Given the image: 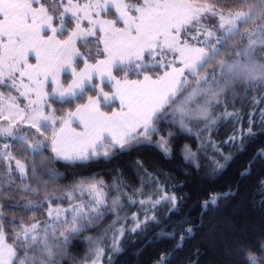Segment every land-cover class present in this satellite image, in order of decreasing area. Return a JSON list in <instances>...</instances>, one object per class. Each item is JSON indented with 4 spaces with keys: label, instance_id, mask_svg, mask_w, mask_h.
Instances as JSON below:
<instances>
[{
    "label": "snow or ice",
    "instance_id": "6c2138e0",
    "mask_svg": "<svg viewBox=\"0 0 264 264\" xmlns=\"http://www.w3.org/2000/svg\"><path fill=\"white\" fill-rule=\"evenodd\" d=\"M261 50L264 0H0V264H115L129 237L143 238L137 252L174 241L153 260L173 264L203 215L239 186L201 201L199 223L176 222L186 181L150 170L141 155L128 163L136 186L119 168L107 180L79 170L150 150L171 159L179 150L185 175L222 172L233 156L226 148L243 152L264 135ZM249 93L258 98L242 130L236 104ZM57 103L76 106L62 113ZM221 123H233V132L216 140ZM180 138L192 142L179 146ZM258 161L264 149L239 176ZM61 181L59 195L50 192ZM255 195L264 210V178ZM57 201L67 206L53 207ZM130 207L137 211L129 216ZM80 244L78 258L72 249ZM235 251L244 264H264V238ZM186 264H199V250Z\"/></svg>",
    "mask_w": 264,
    "mask_h": 264
},
{
    "label": "trees",
    "instance_id": "16d2710c",
    "mask_svg": "<svg viewBox=\"0 0 264 264\" xmlns=\"http://www.w3.org/2000/svg\"><path fill=\"white\" fill-rule=\"evenodd\" d=\"M264 54V50H261ZM82 67V65H81ZM62 80L71 81V77L67 74L61 77ZM97 82V81H96ZM107 90V88L105 89ZM258 94L249 93L248 98L243 103H237L236 109H241L243 119L236 127L246 130L248 127V113L253 111L250 104L252 97ZM83 103L82 100H77L76 104ZM76 104L60 105L54 104L53 107L59 109L62 113L73 111ZM115 105H113L114 107ZM264 109V104L259 106ZM104 110H109L104 108ZM228 111H233L230 107ZM218 133L213 137L216 140H224L233 132V123L218 124ZM259 125V110L255 114V125L253 131H257ZM192 141L186 138H180L177 141L179 146ZM239 145L225 150V154L231 152L233 154L231 161L227 167L219 173L212 174L209 167H201V169H189L188 175L184 174V169L187 167L182 156L177 150L176 154L171 159H164L159 152L155 150L146 151L143 153H133L130 156H122L110 163L101 162L93 164L86 168L80 169L82 175H90L91 173H104V178L107 180L111 170L119 168L125 176L130 179L133 186H136L137 181L133 174L128 170V163L141 155L148 162L150 170L163 171L171 174L178 180L186 181L182 188L177 189L179 194L184 196V202L179 215H173L171 219L179 222L181 220L190 219L193 223H199L201 206L200 202L207 199L212 193L228 191L229 188L239 186V190L230 198L222 199L217 208L209 209L202 217L203 226L199 227L192 238L185 242L184 248L178 251L173 257V264H186L196 250H199V264H244L243 256L238 251H235L240 245H250L255 247L261 238H264V210H261L255 205V200H259V195H255L257 191V182L264 178V161H258L253 167L251 175L246 178H241L239 172L243 169L253 155L259 149H264V135H259L256 138L250 139L245 144L244 151H238ZM20 158V157H18ZM206 163V162H205ZM61 171H63L61 169ZM175 181H173L174 183ZM67 181H61L57 189H50V192H55L59 195L64 189ZM41 197L45 195L43 191L39 193ZM17 194V198L19 197ZM31 196L28 197L30 199ZM15 202V198L12 199ZM58 202V201H57ZM126 203V202H125ZM66 205V203H61ZM14 209H8L5 215L11 218L14 214ZM125 211L130 216L136 212V207L126 208ZM42 213L28 212L27 217L35 216L38 220ZM124 214L123 212L121 213ZM20 215H24L21 213ZM113 217H107L106 221ZM28 222L27 219L24 222ZM20 222V217H17V223ZM185 226H188L187 224ZM6 227H9L6 225ZM171 230V229H169ZM132 237H129L123 244L125 250L122 254L115 258V264H153V260L157 254L171 247L174 241L162 240L155 242L142 251L137 252L143 244V238H138L136 243L131 242ZM231 250L230 254H226ZM84 245H77L72 249L73 255L78 258L83 255ZM259 255V253H257Z\"/></svg>",
    "mask_w": 264,
    "mask_h": 264
},
{
    "label": "rangeland",
    "instance_id": "374dc122",
    "mask_svg": "<svg viewBox=\"0 0 264 264\" xmlns=\"http://www.w3.org/2000/svg\"><path fill=\"white\" fill-rule=\"evenodd\" d=\"M21 106H23V105H21ZM218 111H220V110H218ZM33 131H34V130H33ZM13 151L15 152V149H13ZM57 203H58V204H61L62 202L58 201V202L54 203V204H53V207H55ZM62 206L66 207L67 205H62ZM45 212H46V209H45ZM46 219H47V217H46V215H44L43 213H42L41 216H39V218H38V220H40V221H44V220H46ZM25 223H26V221H25Z\"/></svg>",
    "mask_w": 264,
    "mask_h": 264
},
{
    "label": "crops",
    "instance_id": "0c3cea01",
    "mask_svg": "<svg viewBox=\"0 0 264 264\" xmlns=\"http://www.w3.org/2000/svg\"><path fill=\"white\" fill-rule=\"evenodd\" d=\"M97 82H98V81H97ZM115 106H116V105H115ZM115 106H114V107H115ZM102 110H104V109H102ZM104 111H107V110H104ZM74 126H75V124H74Z\"/></svg>",
    "mask_w": 264,
    "mask_h": 264
}]
</instances>
